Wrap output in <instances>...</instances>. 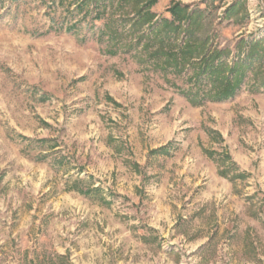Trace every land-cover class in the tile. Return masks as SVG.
<instances>
[{"label": "rangeland", "instance_id": "374dc122", "mask_svg": "<svg viewBox=\"0 0 264 264\" xmlns=\"http://www.w3.org/2000/svg\"><path fill=\"white\" fill-rule=\"evenodd\" d=\"M115 1L0 0V264H264V87L248 72L192 105L184 76L117 45ZM172 1L202 10L228 64L257 41L264 69V0H157L153 24ZM201 173L226 202L186 205ZM164 185L171 216L155 219Z\"/></svg>", "mask_w": 264, "mask_h": 264}, {"label": "trees", "instance_id": "16d2710c", "mask_svg": "<svg viewBox=\"0 0 264 264\" xmlns=\"http://www.w3.org/2000/svg\"><path fill=\"white\" fill-rule=\"evenodd\" d=\"M107 1L115 0H81L83 4L88 2L96 6ZM156 2L157 0L115 1L110 22L113 26L118 22L129 23V39L126 42L120 43L118 32L108 28L118 40V46L126 49L139 48L140 62L149 64L153 70L161 73L184 76L185 88L172 84L192 105L233 97L244 84L248 72L252 73L254 82L264 87V69H251V61L259 56L257 41L249 43L253 49L249 50L245 60L237 59L228 64L226 56L229 52L226 49H208L209 24L203 23L202 10L188 11V6L172 1L166 8L170 17H161L159 22L153 24L155 14L151 7ZM233 10L234 7H229L226 16L232 14ZM180 34L186 37L182 44L177 43Z\"/></svg>", "mask_w": 264, "mask_h": 264}, {"label": "crops", "instance_id": "0c3cea01", "mask_svg": "<svg viewBox=\"0 0 264 264\" xmlns=\"http://www.w3.org/2000/svg\"><path fill=\"white\" fill-rule=\"evenodd\" d=\"M196 137H197V134H196ZM203 175H204V173H201L200 174V177H197L198 175L196 174L195 177H194L196 179H192L190 177H187V179H185L188 184H192V185L194 184V185H196V184H200L201 183L203 186H205V188H203V190L195 197V199H189V197H184V200L187 201L186 202V205L189 206V207H192V206H194L193 205L194 202H199L200 203V206H202V203L205 202V201H207V200H211V199L212 200L213 199L214 200H217V199L220 200L221 198H222L223 202H226L227 201V196L225 194V191L226 190H229L228 187L226 188V184L225 183H221V187H220V184H217V183H219V180L218 179L210 182V184H209L208 181H205V182H204V180L202 181V179H203L202 176ZM96 184H99V181L96 180L95 184L94 185L92 184V186H97ZM161 188L162 189L158 190L156 196L154 195V199L152 201L153 203L154 202L157 203V201L159 203V205H156V208H158L157 211L154 210V213H153L155 219H159V218H162V217H170L171 216V210H170V208L169 207L163 208V205H162V201H163V199H165V197H166L165 195L167 194V190L165 189V185L162 186ZM66 189L69 190V191L70 190H73V191L79 192V194L83 193V191H81V189L76 188L74 185H66ZM92 193H93V191L90 190L89 192L84 193V195H86V194L87 195H91ZM181 204H182V200H181ZM145 210L141 208V211H139V213L136 212V211H134V210H133V212H134V214L136 213L135 214L136 218L137 219H140V218H143L145 216L144 215V211ZM157 227L158 226L153 225V228L154 229H156Z\"/></svg>", "mask_w": 264, "mask_h": 264}]
</instances>
